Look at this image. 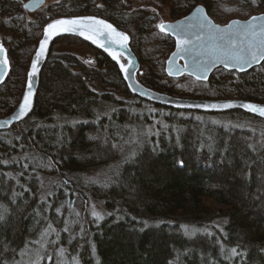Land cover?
Listing matches in <instances>:
<instances>
[{"label": "trees", "instance_id": "trees-1", "mask_svg": "<svg viewBox=\"0 0 264 264\" xmlns=\"http://www.w3.org/2000/svg\"><path fill=\"white\" fill-rule=\"evenodd\" d=\"M197 4L218 23L264 12V0H57L30 16L21 0H0L10 63L0 117L21 98L43 26L79 14L130 35L148 88L264 103V60L241 73L218 67L205 81L167 76L174 39L159 23ZM62 42L89 54L55 50ZM106 167L107 178L87 180ZM90 200L103 202L102 215ZM0 264H264V120L144 100L102 51L57 38L32 112L0 130Z\"/></svg>", "mask_w": 264, "mask_h": 264}, {"label": "water", "instance_id": "water-1", "mask_svg": "<svg viewBox=\"0 0 264 264\" xmlns=\"http://www.w3.org/2000/svg\"><path fill=\"white\" fill-rule=\"evenodd\" d=\"M45 0H26L28 13L36 12ZM159 28L174 39L165 61L171 78L188 75L205 81L214 69L245 72L264 60V12L247 18L218 23L202 4L177 19L160 21ZM75 36L106 54L118 67L128 91L144 100L174 109L202 112L240 110L264 120V103L242 98L202 99L172 96L143 85L137 78L139 61L131 49L130 35L108 20L89 14L58 16L43 26L31 56L23 93L16 107L0 117V130L25 119L33 110L42 67L53 42L61 36ZM7 49L0 39V84L9 72Z\"/></svg>", "mask_w": 264, "mask_h": 264}, {"label": "rangeland", "instance_id": "rangeland-1", "mask_svg": "<svg viewBox=\"0 0 264 264\" xmlns=\"http://www.w3.org/2000/svg\"><path fill=\"white\" fill-rule=\"evenodd\" d=\"M21 1L25 2L26 0H21ZM55 1H57V0H45V4L52 3V2H55ZM29 15L33 16L34 13H29ZM65 48L70 49V50H76L79 53L84 54L85 56L87 54H89V52H87V51H89V48H86V47L76 48L73 45H65L64 42L59 43L58 45L54 46L55 50H57V49H64L65 50ZM143 130H147V131L151 130L152 131V126L146 125ZM109 171H110L109 168L106 167V168H103V169L99 168V169H97L95 171L89 172V173H87V180L93 181V180H97V179H105V178H107L110 175ZM213 204L216 207H221L222 206L221 204H218V203H215V202H213ZM89 205H90V209L92 210L91 211L92 213L98 214V215H102L103 214L104 209H103V202L102 201H100V200H94V201L90 200L89 201Z\"/></svg>", "mask_w": 264, "mask_h": 264}]
</instances>
